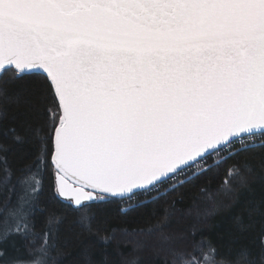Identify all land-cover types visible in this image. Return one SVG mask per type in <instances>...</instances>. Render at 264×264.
<instances>
[{"label": "snow or ice", "instance_id": "1", "mask_svg": "<svg viewBox=\"0 0 264 264\" xmlns=\"http://www.w3.org/2000/svg\"><path fill=\"white\" fill-rule=\"evenodd\" d=\"M9 85L26 92L9 131L28 151L10 163L0 144V264H63L69 222L98 248L86 264H264L168 217L118 236L102 216L229 162L226 188L247 182L264 156V0H0V99Z\"/></svg>", "mask_w": 264, "mask_h": 264}, {"label": "trees", "instance_id": "2", "mask_svg": "<svg viewBox=\"0 0 264 264\" xmlns=\"http://www.w3.org/2000/svg\"><path fill=\"white\" fill-rule=\"evenodd\" d=\"M0 107L5 110V116L0 120V144L7 147L9 162L16 163L28 151L26 144L13 141L9 131L14 127L21 130L26 112L24 88L9 85L7 96L0 99ZM249 161L252 170L247 174V182L243 185L233 183L231 191L223 183L229 162L178 191L164 195L156 203H147L124 215L119 208L129 207L135 202H121L119 207L110 206L102 216L107 219V226L117 229L118 236L124 228L129 231L146 229L168 217L167 231L178 235L202 234L205 241L212 242L220 256H227L229 252L235 254L242 248L259 252L264 248V156L252 153ZM140 199L147 197L141 196ZM55 207L61 213L65 211L62 205ZM74 220L72 214L71 221ZM118 243H122L119 250L123 256L130 258L134 246L130 238H122ZM57 246L63 253V264H86L89 250L93 253L98 251L92 236L71 222L60 226ZM115 247L110 251H115ZM96 258V255L91 256L93 260Z\"/></svg>", "mask_w": 264, "mask_h": 264}]
</instances>
